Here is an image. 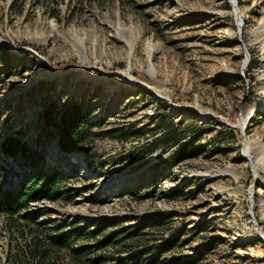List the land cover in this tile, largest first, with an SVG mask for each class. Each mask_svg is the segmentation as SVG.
<instances>
[{
  "label": "rangeland",
  "instance_id": "rangeland-1",
  "mask_svg": "<svg viewBox=\"0 0 264 264\" xmlns=\"http://www.w3.org/2000/svg\"><path fill=\"white\" fill-rule=\"evenodd\" d=\"M230 3L0 0V145L11 136L26 143L41 156L36 168L62 170L63 188L76 194L31 204L20 217L90 232L110 222L105 236L129 231L138 236L127 242L161 246L156 264H264L256 235L264 236V0ZM51 102L58 110L47 123ZM70 102L93 108L98 134L134 126L131 140L101 137L90 155L62 152L58 111ZM165 109L195 144L160 145L134 162ZM229 129L237 144L215 140ZM4 160L19 175L29 166L0 153ZM12 172L7 182L16 183ZM159 215L164 222L151 227ZM19 230L0 217V264L28 242ZM56 264L73 263L60 256Z\"/></svg>",
  "mask_w": 264,
  "mask_h": 264
},
{
  "label": "trees",
  "instance_id": "trees-1",
  "mask_svg": "<svg viewBox=\"0 0 264 264\" xmlns=\"http://www.w3.org/2000/svg\"><path fill=\"white\" fill-rule=\"evenodd\" d=\"M78 1L83 3L96 0ZM228 10H230L229 7ZM254 67L255 64H252L250 69ZM57 110L58 106L55 102H51L44 109L42 117L49 123ZM58 115V146L65 153L90 155V146L101 137L110 138L119 143H129L130 134L135 129L133 126L126 129L109 130L107 136L98 134L96 130L100 126V118L97 119L93 108L83 107L81 103L77 102L67 103L58 111ZM190 125L192 126V123ZM151 132L153 139L148 147L137 149L131 154L134 155L133 161L138 164L146 156L156 151L160 145L177 147L180 152H184L195 144L194 139L185 143L188 140L187 137L183 135L180 128L175 126L167 109L157 114L155 128ZM237 136L236 131L229 129L219 132L214 138L215 140L218 138L227 139L232 144H237ZM0 153L4 158L21 159L29 165L20 175L16 171L12 172L7 161L4 160L3 166L0 165V217L4 218L8 231L22 229L24 235L29 238L25 247L16 252L17 255L13 257V260L8 258V264H56L60 256H65L73 264H145L144 261L148 262L152 259H154L152 264L157 263V259L163 253L161 246H147V241L127 242L131 237L138 236L135 233L128 234L129 231L114 232L105 236V232L114 227L112 224L109 225L110 222L95 232H90L88 227L79 224L70 229L61 226L51 228L35 223V219L29 216L20 217L31 204L41 201H72L76 194L73 193V190L63 188L68 177L62 170L57 167L36 168L37 160H41V156L16 137L11 136L4 139L0 145ZM11 172L14 177H18L16 183L7 182ZM154 219L157 221L151 224V227L159 226L164 222L163 215ZM167 219H169L168 216L165 217V220ZM99 236H104V239L94 245L86 243ZM139 246L146 248L138 254H132L133 250ZM109 247L114 249V254H109L106 251Z\"/></svg>",
  "mask_w": 264,
  "mask_h": 264
},
{
  "label": "water",
  "instance_id": "water-1",
  "mask_svg": "<svg viewBox=\"0 0 264 264\" xmlns=\"http://www.w3.org/2000/svg\"><path fill=\"white\" fill-rule=\"evenodd\" d=\"M229 3H230V0H229ZM230 5H231V3H230ZM231 8H232V12H233V14H234V16H235V24H236V26L238 27V31L241 32V26H242V23H241V19H240V17H239V10H238L237 6L234 7V6L231 5ZM248 62H249V58H248V56H247L246 59H245V62H244V63L247 65ZM243 124H244L243 122H239V129H240L241 131L244 130V126H243ZM245 145H246V144H244V148H245ZM244 157H246L249 161H251V158H249V157L245 154V152H244ZM256 235H257V238H258L259 240H261V241L264 242V236L259 232V230H257Z\"/></svg>",
  "mask_w": 264,
  "mask_h": 264
}]
</instances>
